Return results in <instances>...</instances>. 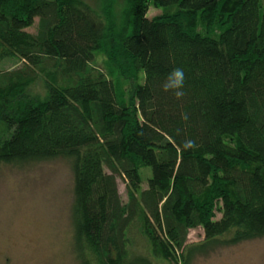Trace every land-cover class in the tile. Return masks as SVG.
Returning a JSON list of instances; mask_svg holds the SVG:
<instances>
[{"label": "trees", "instance_id": "16d2710c", "mask_svg": "<svg viewBox=\"0 0 264 264\" xmlns=\"http://www.w3.org/2000/svg\"><path fill=\"white\" fill-rule=\"evenodd\" d=\"M151 1L170 12L126 0L116 27L83 0H0V166L68 162L76 264H191L264 237V0ZM106 45L128 99L92 66ZM175 68L180 100L163 91ZM45 69L63 84L29 98Z\"/></svg>", "mask_w": 264, "mask_h": 264}, {"label": "rangeland", "instance_id": "374dc122", "mask_svg": "<svg viewBox=\"0 0 264 264\" xmlns=\"http://www.w3.org/2000/svg\"><path fill=\"white\" fill-rule=\"evenodd\" d=\"M98 12H105L109 25L119 27L124 21L126 0H83ZM147 16H161L170 10L146 0ZM38 20L26 29L34 33ZM198 31L205 33L200 27ZM220 28L213 27L212 36ZM113 46L106 45L105 53L92 62L106 76H111L121 95L128 99L134 79L118 63L108 59L106 52ZM107 49V50H106ZM3 69L18 67V62L8 59ZM63 84L54 69H45L38 78L26 86L29 98L45 100L50 85ZM142 81V74L138 82ZM8 136L0 125V143ZM144 182L149 173L141 172ZM73 177L70 166L63 159L35 163L26 167L0 166V264H76L71 249L70 206ZM145 186V183H143ZM118 188L125 199V185L118 180ZM217 218L220 215L216 216ZM203 240L201 229L188 235L189 244ZM160 264H174L162 261ZM191 264H264V237L234 246L219 247L206 255L194 258Z\"/></svg>", "mask_w": 264, "mask_h": 264}, {"label": "clouds", "instance_id": "9594fccd", "mask_svg": "<svg viewBox=\"0 0 264 264\" xmlns=\"http://www.w3.org/2000/svg\"><path fill=\"white\" fill-rule=\"evenodd\" d=\"M185 73L181 68L173 69L167 76L163 84V91H171L177 100H180L185 95L184 92ZM182 120H187V114H182ZM192 141H187L186 146L191 147Z\"/></svg>", "mask_w": 264, "mask_h": 264}]
</instances>
